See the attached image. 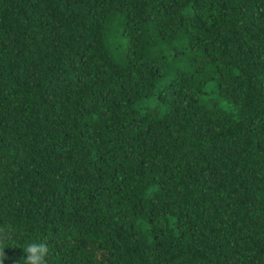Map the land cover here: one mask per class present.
<instances>
[{"label":"trees","instance_id":"trees-1","mask_svg":"<svg viewBox=\"0 0 264 264\" xmlns=\"http://www.w3.org/2000/svg\"><path fill=\"white\" fill-rule=\"evenodd\" d=\"M264 264V0H0V260Z\"/></svg>","mask_w":264,"mask_h":264},{"label":"clouds","instance_id":"clouds-1","mask_svg":"<svg viewBox=\"0 0 264 264\" xmlns=\"http://www.w3.org/2000/svg\"><path fill=\"white\" fill-rule=\"evenodd\" d=\"M51 249L46 238H36L26 243L23 248V264H48ZM0 264H4L0 260Z\"/></svg>","mask_w":264,"mask_h":264}]
</instances>
